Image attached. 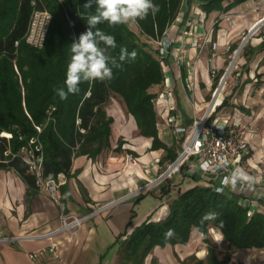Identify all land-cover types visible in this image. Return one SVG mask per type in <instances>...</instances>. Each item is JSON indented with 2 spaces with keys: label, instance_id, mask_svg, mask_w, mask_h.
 I'll list each match as a JSON object with an SVG mask.
<instances>
[{
  "label": "crops",
  "instance_id": "obj_1",
  "mask_svg": "<svg viewBox=\"0 0 264 264\" xmlns=\"http://www.w3.org/2000/svg\"><path fill=\"white\" fill-rule=\"evenodd\" d=\"M201 3H185L161 39L171 42L163 62L165 79L151 90L157 94L158 138L166 146L153 147L154 137L141 132L122 98L111 96L112 102L104 106L107 115L113 117L110 146L95 156H75L61 186L68 214L81 216L107 205L85 219L72 235L68 231L46 235L60 225L59 208L45 192L29 188L14 168L1 166L0 264H133L124 262L120 251L137 226L146 220L166 218L171 202L184 190L198 184L214 185L216 176L202 171L194 158L181 172L155 180L171 161L168 149H180L168 117L172 115L190 127L206 112L218 78L211 76V68L217 67L219 76L237 54L243 35L264 20V0H219L209 10ZM196 36L200 43L205 41L203 47L190 46ZM213 41L217 43L215 49ZM235 64L238 66L232 69L223 90L228 102L217 108L215 116L230 113L247 125L243 133L251 151L243 164L254 183L243 190L239 184L236 190L228 186L226 193L253 212L264 213V22L242 46ZM163 91L170 97H159ZM184 175L192 176L188 186L183 184ZM148 184L138 194L137 189ZM176 189L178 195H172ZM149 191L155 196H169L157 206H146L140 215L141 197ZM210 228L216 247L224 246L226 253L228 244L222 231ZM207 254V244L198 238L189 244L156 245L142 264H188L196 258L209 264ZM244 260L264 264V248H236L228 264H243Z\"/></svg>",
  "mask_w": 264,
  "mask_h": 264
},
{
  "label": "trees",
  "instance_id": "obj_2",
  "mask_svg": "<svg viewBox=\"0 0 264 264\" xmlns=\"http://www.w3.org/2000/svg\"><path fill=\"white\" fill-rule=\"evenodd\" d=\"M193 1L153 0L160 11L155 16L137 19L134 23L138 32L130 22L97 25L105 34L115 37L117 47L109 49L111 56L118 60L121 48H127L129 53L136 51L137 56L135 60L118 61L121 67L113 69L111 80L82 81L77 94L61 99L55 89L67 91L64 81L72 56L71 44L86 31L88 16L95 14V0L91 9L84 7L88 0H0V131L10 133V143L3 138L1 146L2 158L10 160L0 161V167L14 168L29 188L39 189L35 176L28 172V165L20 157L3 154L7 147L12 154L17 153L28 145L31 137L37 136L43 146L45 175L69 174L75 156H95L110 146L113 117L107 115L104 106L114 94L122 98L141 132L154 137L153 147H165L157 133L154 103L157 94L151 90L165 79L156 44L175 22L183 5ZM201 1L209 10L219 0ZM37 10L51 14L42 46H34L26 38ZM227 102L228 97L220 106ZM37 125L43 129L38 131ZM176 156L174 149H168L167 158L172 161ZM249 209L236 197L219 193L211 185H195L171 202L166 218L146 220L137 226L122 244L121 259L142 264L156 245L189 244L200 236L208 247L209 264H228L236 248H264V213L249 214ZM208 212L217 213L218 218L201 223ZM212 226L222 231L228 244L223 258L218 256L209 235ZM170 229L173 235L166 237ZM205 261L196 258L188 264Z\"/></svg>",
  "mask_w": 264,
  "mask_h": 264
},
{
  "label": "built area",
  "instance_id": "obj_3",
  "mask_svg": "<svg viewBox=\"0 0 264 264\" xmlns=\"http://www.w3.org/2000/svg\"><path fill=\"white\" fill-rule=\"evenodd\" d=\"M50 20L51 14L47 10L35 11L29 32L26 36L27 40L31 44H33L34 46L43 45ZM252 28L249 29L247 34L252 30ZM246 35L243 36L242 42L245 40ZM248 39L246 41H248ZM204 43L205 41H203V43H200V37L196 36L195 40L192 41L190 46L192 48H197L199 46L203 47ZM16 44H18V42ZM170 44L171 42H166L163 40H160L158 42V49L161 56L162 66L164 57L168 53ZM212 47L215 49L217 47V43L213 41ZM236 57L237 56L235 54L233 56L234 62L232 66H230V62L229 66L226 67L225 71L219 76L218 68H211V76L213 78H218L217 84L211 95L210 106L200 118L194 119L190 127L178 123L172 115L168 117V122L173 127L174 133L177 135V141L180 144V149L177 152L176 158L168 163V165L158 174V177L155 180H163L175 173L181 172L185 163L189 159L194 158L198 167L202 171L211 173L216 176L213 185L215 191H217V189H222L221 191L217 192L226 193L227 187L223 186L221 183L223 178L229 175L235 168L244 169V157H246L251 151L249 140L243 133L247 125L243 123L240 118L235 117L230 113L215 116L217 108L226 98L225 91L223 90L227 83L228 76L231 73L232 69L238 66V64H235ZM158 96L167 99L170 97V93L163 91L159 93ZM218 98H220L219 101ZM155 99L154 103L156 101ZM36 127L38 131H41L43 129L42 125H37ZM81 131L83 132L85 130L82 128ZM3 138H6L5 140L9 144L10 133L5 130L0 131V161H9L10 158H2L1 146L4 142ZM3 154L6 157L12 156L11 158L20 157L28 165V172L35 176L36 183L39 189L45 192L50 197L52 202L59 208L60 225L56 229L46 233V235H51L53 233L62 231H68L72 235L81 228L82 223L85 219H87L95 212L103 209L107 205H101L94 209V211L81 216L68 214L66 212V205L61 189V186L64 183L65 173L60 172L57 177H48L45 175L43 146L39 142V138L37 136L31 137L28 145H24L17 153L12 154L11 149L7 147L4 150ZM128 158L130 160H134V155L129 154ZM221 158L227 161L226 168L216 167V165L219 164ZM205 162L209 164L210 169L215 168V171H205L204 169H202L200 165ZM263 185H259L258 187L262 189ZM149 186L150 185L148 184L143 187H139L137 191L144 192ZM239 186L241 187L240 184ZM262 195L264 197V191ZM252 213L253 210L249 209V214ZM45 249L46 248H44L43 250ZM36 255L37 253L34 254V256Z\"/></svg>",
  "mask_w": 264,
  "mask_h": 264
},
{
  "label": "clouds",
  "instance_id": "obj_4",
  "mask_svg": "<svg viewBox=\"0 0 264 264\" xmlns=\"http://www.w3.org/2000/svg\"><path fill=\"white\" fill-rule=\"evenodd\" d=\"M95 3V14L88 16L86 31L81 33L79 38L71 44L72 56L67 66L64 81L67 91L63 88L55 89L56 94L61 99H67L68 94H77L80 91L79 84L82 81L111 80L113 69L121 67L119 62L126 59L135 60L137 56L136 51L129 53L127 48L120 49L118 60L116 57L111 56L109 49L117 47L115 37L105 34L97 28V25L103 22H107L109 26L128 24L129 22H135L137 19H146L149 14L155 16L160 11V6L155 4L153 0H95ZM84 7L91 9L93 7L92 0H88ZM101 44L104 47H101ZM200 166L205 171H215V168L210 169L207 162L202 163ZM216 167L226 168L227 161L221 158ZM221 183L225 187L230 186L232 190H236L239 183L241 190H243L244 187L252 188L254 178L248 175L243 168H235L223 178ZM221 190L217 189V191ZM217 218V213L208 212L202 217L201 223ZM220 227H223V223ZM209 231H212V229L210 228ZM165 235L171 237L173 231L170 229Z\"/></svg>",
  "mask_w": 264,
  "mask_h": 264
},
{
  "label": "rangeland",
  "instance_id": "obj_5",
  "mask_svg": "<svg viewBox=\"0 0 264 264\" xmlns=\"http://www.w3.org/2000/svg\"><path fill=\"white\" fill-rule=\"evenodd\" d=\"M130 26L135 30V31H139V28L137 27V25L134 23V22H130ZM249 31V30H248ZM247 31V32H248ZM247 34V33H246ZM246 34H244L243 36H245ZM143 37V39H145L144 38V36H142ZM242 40H243V37H242V39H241V43H242ZM156 46H157V49H158V43L156 44ZM158 51H159V49H158ZM160 55V54H159ZM160 58H161V56H160ZM230 64V63H229ZM229 64H227V67L229 66ZM224 71H225V69H224ZM223 71V72H224ZM222 72V73H223ZM221 73V74H222ZM114 97H115V99H119L120 100V96L119 95H116V94H114L113 95ZM156 98V97H155ZM154 98V99H155ZM122 101V100H121ZM110 102H112V99H110L107 103H110ZM185 176V178H184V180H183V184H184V186H186L187 184L189 185L190 183H189V181L192 179L189 175H184ZM202 184V183H201ZM187 185V186H188ZM139 193H141V192H138V194ZM146 195H144L143 197H141V199L143 200V202H142V205L140 206V210H139V214L141 215L142 214V212H143V208L145 209L146 208V206H150L149 208H151L152 206H157V205H159L162 201V199L164 198L165 200L168 198V196L169 195H164L163 197L162 196H155V195H153L152 194V192L151 191H149V192H146L145 193ZM172 195H178V189H176V190H173L172 191ZM198 238H200V236H198V237H196L193 241H195L196 239H198ZM192 241V242H193ZM218 247V248H217ZM216 248H217V253H218V255L221 257V258H223L224 256H225V247L224 246H217ZM222 248V249H221ZM245 261V260H244ZM243 264H248V262H242Z\"/></svg>",
  "mask_w": 264,
  "mask_h": 264
},
{
  "label": "water",
  "instance_id": "obj_6",
  "mask_svg": "<svg viewBox=\"0 0 264 264\" xmlns=\"http://www.w3.org/2000/svg\"><path fill=\"white\" fill-rule=\"evenodd\" d=\"M262 22H264V20H262V21H260V22H258V23H256L255 24V26L252 28V30L246 35V38H245V40L241 43V45H240V47H239V50H238V52H237V54H236V56L238 55V53H239V51H240V49L242 48V46L245 44V41L251 36V34L262 24ZM233 62H234V59L231 61V64H230V66H232V64H233Z\"/></svg>",
  "mask_w": 264,
  "mask_h": 264
}]
</instances>
